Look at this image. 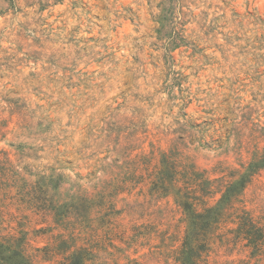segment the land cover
Wrapping results in <instances>:
<instances>
[{
	"label": "rangeland",
	"instance_id": "1",
	"mask_svg": "<svg viewBox=\"0 0 264 264\" xmlns=\"http://www.w3.org/2000/svg\"><path fill=\"white\" fill-rule=\"evenodd\" d=\"M173 150L209 181L198 210L264 157V0H0V237L34 264H179L150 183ZM242 213L264 241V167L201 264H264Z\"/></svg>",
	"mask_w": 264,
	"mask_h": 264
},
{
	"label": "trees",
	"instance_id": "2",
	"mask_svg": "<svg viewBox=\"0 0 264 264\" xmlns=\"http://www.w3.org/2000/svg\"><path fill=\"white\" fill-rule=\"evenodd\" d=\"M174 151L161 155L159 167L152 175L150 183L155 193L173 194L184 215L186 229L177 256L178 263L201 264L203 254L209 248L210 235L216 225L224 219L226 207L244 191L255 171L264 167V157L249 162L237 178L225 180L215 205L198 210L196 206L203 196L199 194L204 192L203 187L209 184V181L202 178L193 164ZM62 208L58 206L57 212L60 213ZM237 230L251 248L263 247L264 241L255 236L254 225L247 213L238 217ZM65 261L66 264H88L91 257L86 249L78 248L65 258ZM0 264L34 263L25 255L21 239L10 236L0 237Z\"/></svg>",
	"mask_w": 264,
	"mask_h": 264
}]
</instances>
